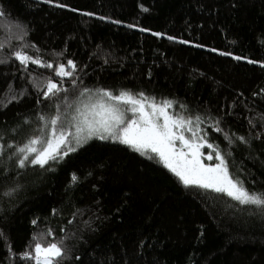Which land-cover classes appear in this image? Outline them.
Listing matches in <instances>:
<instances>
[{"label":"trees","instance_id":"obj_1","mask_svg":"<svg viewBox=\"0 0 264 264\" xmlns=\"http://www.w3.org/2000/svg\"><path fill=\"white\" fill-rule=\"evenodd\" d=\"M17 51L53 68L25 69ZM49 79L67 91L45 98ZM84 89L170 100L264 192V0H0V264H34V238L60 243L59 264H264V210L185 187L126 145L9 158Z\"/></svg>","mask_w":264,"mask_h":264},{"label":"snow or ice","instance_id":"obj_2","mask_svg":"<svg viewBox=\"0 0 264 264\" xmlns=\"http://www.w3.org/2000/svg\"><path fill=\"white\" fill-rule=\"evenodd\" d=\"M14 58L25 69L29 64L53 68L52 64L45 65L39 57L34 58L25 51L15 52ZM234 58L241 59L238 56ZM67 65L75 69L72 60H68ZM54 72L61 78L72 75V72L65 70L63 64L54 68ZM44 87L45 98L67 91L58 87L51 79ZM62 103L63 109L57 104L55 114L39 117L43 122L39 135L28 139L23 147H17L9 157L11 159L15 156L19 167L23 168L26 163L44 167L49 161H57L75 152L93 138L110 139L148 156L149 159L158 160L185 187L221 193L240 206H255L258 210H264V192L252 191L245 186L243 180L234 177L229 172L224 155L214 145L207 143L204 136L199 135L201 130L198 127H191V120L169 115L166 109L171 107V101L165 100L158 104L155 100L149 101L143 93L138 98L130 91L114 95L104 89H84L75 100L69 101L64 97ZM125 105L127 107H123ZM128 113L131 115H127ZM183 130L192 132V137H186ZM216 130L220 131L218 126ZM239 139L245 142L243 137ZM205 147L212 149L215 156L211 153L204 156L201 149ZM2 153L3 148L0 147V154ZM149 153L152 155H148ZM213 158L218 163H203V159ZM76 179L74 175L72 180ZM34 240V248L25 253L24 259L34 260V264H59L60 258L65 254L60 243H46L39 238Z\"/></svg>","mask_w":264,"mask_h":264},{"label":"rangeland","instance_id":"obj_3","mask_svg":"<svg viewBox=\"0 0 264 264\" xmlns=\"http://www.w3.org/2000/svg\"><path fill=\"white\" fill-rule=\"evenodd\" d=\"M92 91H96V90H92ZM119 94V93H118ZM132 94H134V93H132ZM134 95H137V97L139 98V94H134ZM148 100L149 101H152V100H154V99H152V98H148ZM163 101H165V100H163ZM163 101H158V100H155V102L156 103H161V102H163ZM168 101H170V100H168ZM123 107H127L126 105L125 106H123ZM166 111L168 112V114L169 115H171V116H173V117H176V118H180V119H183V120H191V118L190 117H184L183 115H182V111L180 112L179 111V109L173 104V102H172V105H171V107H169V108H167L166 109ZM127 115H131V113H128ZM192 121V120H191ZM192 123H193V121H192ZM199 124V123H198ZM199 126L200 127H198V126H193V124H191V127L193 128V129H196L197 127L201 130L200 131V133H199V135L200 136H204L205 138H206V141H207V143H209V144H212V145H214L215 147H216V145L214 144V142H213V140L209 137V133L207 132V130H206V127L205 126H202L201 124H199ZM184 131V135L186 136V137H188V138H191L192 137V132H190V131H187V130H183ZM36 135H39V130L38 131H36L33 135H31L30 136V138H32V137H34V136H36ZM29 138V139H30ZM93 139H96V138H93ZM92 140V139H91ZM90 141V140H89ZM177 147H179V142H177ZM217 148V147H216ZM218 149V148H217ZM219 150V149H218ZM201 151H202V153L204 154V156H207L209 153H211L212 155H213V157L215 156V153L212 151V149H210V148H207V147H205V148H202L201 149ZM220 151V150H219ZM220 153H221V151H220ZM150 155H152L151 153H149ZM222 154V153H221ZM223 155V154H222ZM65 157V156H64ZM203 163H205L206 165H213V164H215V163H218V161H216L214 158L212 159V160H207V159H203Z\"/></svg>","mask_w":264,"mask_h":264}]
</instances>
